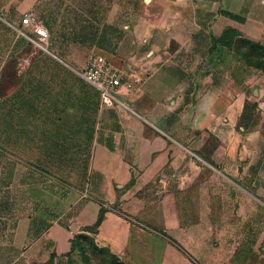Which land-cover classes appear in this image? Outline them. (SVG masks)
<instances>
[{
  "label": "crops",
  "instance_id": "crops-1",
  "mask_svg": "<svg viewBox=\"0 0 264 264\" xmlns=\"http://www.w3.org/2000/svg\"><path fill=\"white\" fill-rule=\"evenodd\" d=\"M23 2L32 9L41 0ZM140 4L127 45L96 48L120 73V102L100 101L95 110L78 185L25 158L16 164L21 174L13 188L0 190V264H75L83 235L120 264H227L237 251L241 264H262L258 246L242 248L229 238V229L245 223L225 214L232 181L262 128L246 133L242 124L248 103L264 115V69L248 63L238 43L264 44V0ZM8 7L0 9V36L22 14V6L16 16ZM58 142L51 136L15 147L52 157L50 149H63Z\"/></svg>",
  "mask_w": 264,
  "mask_h": 264
},
{
  "label": "rangeland",
  "instance_id": "rangeland-1",
  "mask_svg": "<svg viewBox=\"0 0 264 264\" xmlns=\"http://www.w3.org/2000/svg\"><path fill=\"white\" fill-rule=\"evenodd\" d=\"M12 1L0 0V9L9 6L13 16L19 14L17 8H23L20 21L8 25L5 35L0 36V190L13 188L21 174L19 171L16 177V164L20 160L26 163L25 158L37 161L30 164L36 169L66 178L77 186L89 155L84 140L89 142L100 104L99 92L80 74L90 57L98 55L96 48L116 42L127 45V27L141 12L140 0H116L112 5L100 0H41L32 9L24 0ZM27 14L48 29L47 42L39 41L31 28L23 27ZM238 48L250 63L264 67V44L242 40ZM256 108L258 103L248 105L242 124L246 133H253L259 125L262 128L259 136L250 141L241 177L236 175V181H232L231 213L225 214V219L245 223L227 230L228 236L238 238L242 248L248 244L258 246L256 250L264 264V115ZM51 136L56 143L64 142L63 149L49 150L52 157L45 149L15 147L16 141L42 142ZM232 169L236 174L237 168ZM250 195L263 204L253 203ZM235 207L238 211L234 213ZM192 208L191 204L184 207L187 219L194 215ZM252 223L261 225L254 228ZM76 241L81 253L75 264H120L107 250L97 248L91 238L83 235ZM245 250L240 251V258ZM237 253L231 252L232 259L227 264L242 263L234 260Z\"/></svg>",
  "mask_w": 264,
  "mask_h": 264
},
{
  "label": "built area",
  "instance_id": "built-area-1",
  "mask_svg": "<svg viewBox=\"0 0 264 264\" xmlns=\"http://www.w3.org/2000/svg\"><path fill=\"white\" fill-rule=\"evenodd\" d=\"M22 25L31 28L39 41L49 40L48 29L39 24L33 15L27 14ZM80 76L99 92L102 106L112 107L120 102L116 95L117 89L122 86L120 73L103 56H91Z\"/></svg>",
  "mask_w": 264,
  "mask_h": 264
},
{
  "label": "trees",
  "instance_id": "trees-1",
  "mask_svg": "<svg viewBox=\"0 0 264 264\" xmlns=\"http://www.w3.org/2000/svg\"><path fill=\"white\" fill-rule=\"evenodd\" d=\"M229 36V35H228ZM223 38H225V37H223ZM223 38L221 39L222 40V43L223 42H225L224 40H223ZM230 38V43H228V45L229 46H232V44L234 43V36H232V37H229ZM221 40H220V42H221ZM247 61H248V57H247ZM248 63H250L249 61H248ZM252 65H255L256 67H260V68H262V69H264V67H262V66H260V65H256V64H254V63H251ZM250 103H248V105H249ZM248 105L246 106V111H247V108H248ZM245 115H246V112H245ZM245 118V117H244ZM102 219H103V213H102V215L100 216V219H99V221H98V224L96 225V227L95 228H97L98 226H99V224L101 223V221H102ZM87 237H89V236H87ZM90 238V237H89Z\"/></svg>",
  "mask_w": 264,
  "mask_h": 264
},
{
  "label": "bare ground",
  "instance_id": "bare-ground-1",
  "mask_svg": "<svg viewBox=\"0 0 264 264\" xmlns=\"http://www.w3.org/2000/svg\"><path fill=\"white\" fill-rule=\"evenodd\" d=\"M41 47V46H40Z\"/></svg>",
  "mask_w": 264,
  "mask_h": 264
}]
</instances>
